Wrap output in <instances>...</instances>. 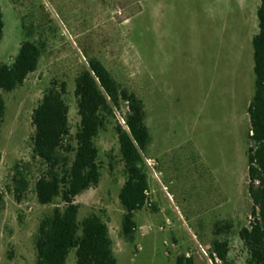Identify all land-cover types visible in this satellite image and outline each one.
<instances>
[{
  "label": "rangeland",
  "instance_id": "rangeland-1",
  "mask_svg": "<svg viewBox=\"0 0 264 264\" xmlns=\"http://www.w3.org/2000/svg\"><path fill=\"white\" fill-rule=\"evenodd\" d=\"M0 60L12 63L27 39L45 42L38 69L23 85L2 91L0 129V264H36L42 219L62 199L42 204L35 183L45 169L33 153V114L54 80L66 81L73 135L81 118L76 78L100 59L121 85L143 101L151 144L146 153L150 200L136 213L134 240L123 232L120 192L127 179L116 120L99 133L100 183L76 201L83 221L107 222L118 264H197L210 258L219 223L232 224L231 264H247L240 231L254 219L249 193V104L255 94L253 37L260 0H1ZM125 107L122 114L126 115ZM118 118L121 114L118 113ZM124 123V119L121 118ZM17 170L30 179L19 200ZM67 264H76L73 250Z\"/></svg>",
  "mask_w": 264,
  "mask_h": 264
},
{
  "label": "trees",
  "instance_id": "trees-1",
  "mask_svg": "<svg viewBox=\"0 0 264 264\" xmlns=\"http://www.w3.org/2000/svg\"><path fill=\"white\" fill-rule=\"evenodd\" d=\"M259 31L253 37L256 89L249 104V137L254 145L249 149V193L254 202L251 225L240 231L248 250L247 264H264V0L258 8ZM27 39L12 63L0 60V129L6 114L2 91L11 92L24 84L38 69L45 51V42L34 39L33 25L22 22ZM5 27L0 0V42ZM76 78L75 94L81 118L80 128L73 135L70 125V106L65 99L67 82L54 80L33 114L36 127L33 153L45 165L35 183V192L42 204L62 199L51 215L45 216L36 235V264H67L75 250L76 264H118L113 239L106 221L92 214L79 218L77 197L97 186L102 178L100 152L96 138L112 120L120 151L125 162L127 179L120 192L124 206L123 232L134 240L138 229L136 213L150 200V183L146 153L151 134L146 123L143 101L135 92L124 87L109 68L98 58H89ZM127 108L126 115L123 109ZM118 113L125 123L118 118ZM31 181L22 171L14 176L16 196L21 200ZM4 195L0 192V212ZM232 224L219 223L212 242L210 258L214 264H231L228 237ZM177 264H197L194 256L183 254Z\"/></svg>",
  "mask_w": 264,
  "mask_h": 264
},
{
  "label": "crops",
  "instance_id": "crops-1",
  "mask_svg": "<svg viewBox=\"0 0 264 264\" xmlns=\"http://www.w3.org/2000/svg\"><path fill=\"white\" fill-rule=\"evenodd\" d=\"M258 8H259V7H258ZM256 34H257V33H256ZM256 34H255V35H256ZM255 35H254V36H255Z\"/></svg>",
  "mask_w": 264,
  "mask_h": 264
},
{
  "label": "water",
  "instance_id": "water-1",
  "mask_svg": "<svg viewBox=\"0 0 264 264\" xmlns=\"http://www.w3.org/2000/svg\"><path fill=\"white\" fill-rule=\"evenodd\" d=\"M124 123H125V121H124Z\"/></svg>",
  "mask_w": 264,
  "mask_h": 264
}]
</instances>
